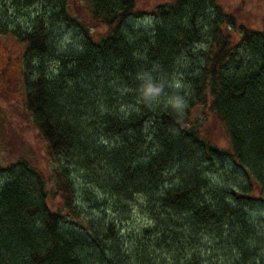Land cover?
<instances>
[{"label":"trees","instance_id":"obj_1","mask_svg":"<svg viewBox=\"0 0 264 264\" xmlns=\"http://www.w3.org/2000/svg\"><path fill=\"white\" fill-rule=\"evenodd\" d=\"M88 1L103 39L71 14L70 0H10L43 10L32 27L27 18L0 28L25 46L27 108L55 159L49 175L0 163V264H264L254 219L264 205V33L238 27L217 0H173L155 9L151 35L136 38L122 29L146 16L136 0ZM60 25L82 34V52L57 56ZM206 39L210 48L192 55ZM184 56L198 65L183 72L191 94L181 115L166 100L177 95ZM51 57L57 74L44 68ZM142 75L163 86L150 105L139 96ZM191 108L203 119L190 121ZM210 121L225 128L228 149L204 136ZM72 167L100 191L96 205L120 223L139 217L140 231L122 234L105 210L84 215Z\"/></svg>","mask_w":264,"mask_h":264},{"label":"rangeland","instance_id":"obj_2","mask_svg":"<svg viewBox=\"0 0 264 264\" xmlns=\"http://www.w3.org/2000/svg\"><path fill=\"white\" fill-rule=\"evenodd\" d=\"M139 9L145 13V17L141 20L130 19L122 29L124 31H132L137 38L140 35L149 36L156 25L155 9L159 5L170 6L173 0H136ZM219 6L229 15L235 17L238 27H245L250 30L264 33V0H217ZM40 7V8H39ZM91 7L88 0H70L71 14L81 23L85 24L94 37L97 39L109 36V32L105 27L94 24L91 20ZM43 8L36 6L31 12L18 11L12 6L10 0H0V28L7 27L15 29L25 25V20L34 19L37 13ZM207 16L212 10H207ZM24 16V17H23ZM29 16V17H28ZM206 16V17H207ZM203 19V18H200ZM205 19L200 24L205 23ZM201 21V20H200ZM202 26V25H200ZM231 31L234 29L229 28ZM228 31V29H227ZM205 34L209 33V28L204 27ZM236 34V30H234ZM239 38L240 36H236ZM51 42L56 46L57 56L67 54H77L83 51V36L77 29H70L66 26H56L53 30ZM210 48L209 41L206 39L198 49L192 52V55L199 57L200 51H206ZM200 50V51H199ZM24 53L25 46L21 44L12 34H4L0 29V163L2 166L16 164L19 161H26L36 166L38 169L49 175L55 166V159L50 155L48 145L45 144L35 125L34 118L27 108L26 79L24 77ZM57 56H54L55 58ZM57 59V58H56ZM197 59L183 57L177 69L178 75L175 80V90L177 95L188 98L190 90L184 88L182 75L184 71L196 70ZM44 68L50 73H59L62 64L53 57L45 60ZM34 65H40L39 59H36ZM25 70L27 68L25 67ZM125 93V92H124ZM127 94V93H126ZM127 110V108H125ZM124 108L122 111H126ZM190 121L196 123V120L203 119L201 109H190ZM204 136L212 139V142L220 148H229L228 136L223 126L217 122L210 121L205 123ZM112 141H115L112 140ZM108 144V143H107ZM64 161V159H63ZM66 163V162H65ZM66 165V164H65ZM229 169V167H227ZM231 178V173L228 171ZM71 178L77 189L78 207L82 209L84 215L101 216L103 211H107L106 205H96L102 196L100 191L95 190V185L86 184L80 174L73 167L70 169ZM216 180V177L213 178ZM2 178L0 176V185ZM60 199L50 198L49 205L58 208L60 205L54 203ZM259 213L255 214L257 219V228L260 233V242L258 246L261 249V257L264 260V205L259 206ZM109 210L106 212L105 220L116 221L121 229L122 234H127L140 229L145 222L139 217L133 216L129 222L120 223L117 221L116 215ZM262 241V242H261ZM133 245V244H132ZM131 243L127 242L126 253L134 250Z\"/></svg>","mask_w":264,"mask_h":264},{"label":"clouds","instance_id":"obj_3","mask_svg":"<svg viewBox=\"0 0 264 264\" xmlns=\"http://www.w3.org/2000/svg\"><path fill=\"white\" fill-rule=\"evenodd\" d=\"M142 85L139 90V96L143 103L150 105L157 101L163 94V86L158 85L151 80H145L144 76L140 77ZM168 107H170L177 114L183 113V110L187 107V100L181 95L169 96L166 100Z\"/></svg>","mask_w":264,"mask_h":264},{"label":"bare ground","instance_id":"obj_4","mask_svg":"<svg viewBox=\"0 0 264 264\" xmlns=\"http://www.w3.org/2000/svg\"><path fill=\"white\" fill-rule=\"evenodd\" d=\"M36 17L34 18V19H31V21H29V26H27V27H32V24H35L36 23ZM26 25V24H25Z\"/></svg>","mask_w":264,"mask_h":264}]
</instances>
